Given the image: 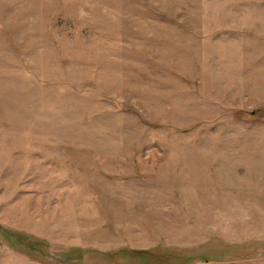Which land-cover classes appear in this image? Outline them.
<instances>
[{
    "label": "rangeland",
    "instance_id": "obj_1",
    "mask_svg": "<svg viewBox=\"0 0 264 264\" xmlns=\"http://www.w3.org/2000/svg\"><path fill=\"white\" fill-rule=\"evenodd\" d=\"M0 264H264V0H0Z\"/></svg>",
    "mask_w": 264,
    "mask_h": 264
}]
</instances>
